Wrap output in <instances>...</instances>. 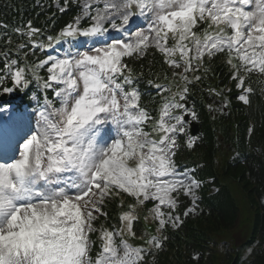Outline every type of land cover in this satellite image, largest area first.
Returning a JSON list of instances; mask_svg holds the SVG:
<instances>
[{"label": "snow or ice", "instance_id": "6c2138e0", "mask_svg": "<svg viewBox=\"0 0 264 264\" xmlns=\"http://www.w3.org/2000/svg\"><path fill=\"white\" fill-rule=\"evenodd\" d=\"M55 3L73 13L58 30L53 17L0 23V96L22 94L30 109L0 106V264H157L205 183L177 160L182 136L188 149L196 142L188 101L223 57L236 98L251 103L248 79L264 75V0ZM150 54L161 67L145 79L131 64Z\"/></svg>", "mask_w": 264, "mask_h": 264}, {"label": "trees", "instance_id": "16d2710c", "mask_svg": "<svg viewBox=\"0 0 264 264\" xmlns=\"http://www.w3.org/2000/svg\"><path fill=\"white\" fill-rule=\"evenodd\" d=\"M72 15V12L60 14L55 0H0V23L9 25V29L29 19L34 26L51 24L49 17H53L58 30ZM3 44L0 40V48ZM160 59L159 54L155 57L150 54L131 66L142 70L146 79L150 77V69L160 70ZM222 60L223 57L217 59L212 78L199 85L189 99L199 113L196 122L200 132L193 149L185 146L188 136H182L177 155L181 165L197 168L198 177L205 181L198 193L199 209L185 218L180 230L169 231L171 239L159 253L157 264H197L195 254H199V264H241L239 252L235 256L228 251L223 253V243L218 239L239 228L250 232L247 244L256 251L247 264H264V75L254 73L249 77L254 93L250 96L251 103L245 105L236 98L239 90L229 80ZM145 87L148 86L141 85L142 89ZM210 87L224 90L223 95H210L206 90ZM228 88L232 90L227 91ZM225 98L229 104L223 113L209 112L208 104L219 108ZM149 100L144 97L142 102L154 108ZM249 128L253 129L251 135ZM188 134L191 136L190 126ZM181 199L184 206L190 205V200ZM117 203L110 204V218L116 217Z\"/></svg>", "mask_w": 264, "mask_h": 264}, {"label": "rangeland", "instance_id": "374dc122", "mask_svg": "<svg viewBox=\"0 0 264 264\" xmlns=\"http://www.w3.org/2000/svg\"><path fill=\"white\" fill-rule=\"evenodd\" d=\"M114 34V33H113ZM3 140H4V136H3V133L2 132H0V145H2L3 144ZM239 228V227H238ZM239 231L238 232H234V233H229V234H226L229 238H233V239H235L238 243L239 242H241V240H242V238H241V233L242 232H245L246 231V229H241V228H239L238 229ZM218 239H219V241H222V240H227V237L224 235V236H219L218 237Z\"/></svg>", "mask_w": 264, "mask_h": 264}, {"label": "water", "instance_id": "95a60500", "mask_svg": "<svg viewBox=\"0 0 264 264\" xmlns=\"http://www.w3.org/2000/svg\"><path fill=\"white\" fill-rule=\"evenodd\" d=\"M193 133H195V132H193Z\"/></svg>", "mask_w": 264, "mask_h": 264}]
</instances>
